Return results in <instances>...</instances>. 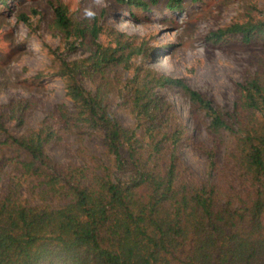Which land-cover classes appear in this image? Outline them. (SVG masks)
<instances>
[{"label":"trees","instance_id":"16d2710c","mask_svg":"<svg viewBox=\"0 0 264 264\" xmlns=\"http://www.w3.org/2000/svg\"><path fill=\"white\" fill-rule=\"evenodd\" d=\"M117 1L132 17L159 4ZM184 1L167 0L166 10L182 11ZM52 28L89 55L60 61L56 75L70 105L55 106L41 127L15 136L4 122L9 116L24 123L36 105L31 99L0 107V145L26 156L0 195V264H264V73L237 84L238 99L226 109L184 78L136 64L148 55L143 37L109 29V41L101 42L99 21L80 20L61 2ZM235 36L264 43V19L235 22L206 41L220 45ZM119 69L129 76H112ZM82 78L94 79L95 88L87 90ZM161 89L180 90L209 120L216 147H199L210 161L206 178L192 176L181 159L188 127ZM115 90L133 127L111 107ZM72 132L98 136L106 159L90 155L85 165L54 161L48 147L64 144ZM226 136L230 146L220 166L216 148ZM30 179L60 203L24 199Z\"/></svg>","mask_w":264,"mask_h":264},{"label":"rangeland","instance_id":"374dc122","mask_svg":"<svg viewBox=\"0 0 264 264\" xmlns=\"http://www.w3.org/2000/svg\"><path fill=\"white\" fill-rule=\"evenodd\" d=\"M59 2L68 6L70 13L80 20L99 21L103 27L100 41L107 43L105 30L115 29L148 42V55L139 57L136 64L154 67L175 78H184L190 87L200 91L216 104L232 109L238 99L237 84L264 73V43L257 38L247 44L241 36L226 43L214 45L206 41L213 31L249 18L264 19V0H185L184 10H166L167 0H159L150 10H136L117 0H11L6 6L0 3V107L20 99H31L24 123L4 118L11 134L21 136L28 129L41 127L49 112L58 104L70 105L62 80L56 75L61 60H73L89 55V50L72 48L69 41L52 28L54 7ZM92 13L91 16L88 13ZM130 73L114 70L113 75L124 80ZM84 87L95 88L94 79L82 78ZM176 106L188 127L190 136L180 146V156L191 169L192 176L206 178L210 161L200 145L215 148L209 136V120L190 106L189 100L178 89H161ZM114 91L110 104L120 121L127 127L135 125L134 118L124 109ZM2 111L9 113L7 108ZM216 148V160L222 166L230 137ZM85 151H84V150ZM56 162H74L85 165L90 155L106 159V150L98 136L67 133L64 144L53 143L47 149ZM106 153V155H105ZM26 159L24 153L0 145V195L9 179L17 173L14 165ZM32 179L23 185V197L31 203L57 205L59 200L42 192L39 182ZM41 195H40V194Z\"/></svg>","mask_w":264,"mask_h":264},{"label":"clouds","instance_id":"9594fccd","mask_svg":"<svg viewBox=\"0 0 264 264\" xmlns=\"http://www.w3.org/2000/svg\"><path fill=\"white\" fill-rule=\"evenodd\" d=\"M88 15H89V16H91V15H92V13H90V12H89V13H88Z\"/></svg>","mask_w":264,"mask_h":264}]
</instances>
